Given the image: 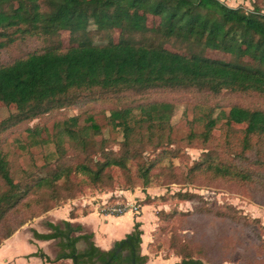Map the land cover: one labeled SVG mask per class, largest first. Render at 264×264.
Returning a JSON list of instances; mask_svg holds the SVG:
<instances>
[{"label":"trees","instance_id":"trees-1","mask_svg":"<svg viewBox=\"0 0 264 264\" xmlns=\"http://www.w3.org/2000/svg\"><path fill=\"white\" fill-rule=\"evenodd\" d=\"M150 18L159 23L150 27ZM92 25L99 35H109H105L107 43L93 41ZM10 31L28 36L67 31L71 41L67 48L49 46L0 65V101L5 106H16V112L0 122V135L10 126L75 105L80 99L106 102L128 95L143 97L159 89H192L214 95L229 91L264 96V12L257 4L252 12H247L230 8L220 0H0V47L9 43ZM116 32H120L117 41L113 39ZM166 44L173 50L165 48ZM207 51L230 55L231 62L213 59L205 54ZM174 107L172 103L154 101L111 108L109 122L124 134L121 155L107 154L97 163L90 160L73 167L59 163L56 170L45 177H37L25 187L16 182L0 147V179L5 187L0 194V222L6 211L19 204L30 188L36 192L49 191L51 200L59 205L74 197L71 191L73 175L83 176L91 185L101 187L106 170L117 167L127 171L130 160L137 163L138 178L144 187H151L156 160L146 161L136 147L145 136H157L156 149L165 146V136L171 139L169 132ZM209 119L205 126V142L220 122H224L229 130L233 125H244L240 141L243 148L238 156L243 157L248 150L256 151L258 160L255 164L264 165V109L233 106L217 118L210 116ZM78 123V117L65 122V133L70 138L79 135L75 130ZM88 128L95 133L101 130L95 122ZM28 132L40 135L37 128H29ZM253 137H258L256 145L251 140ZM80 140L78 145L86 152L91 139L82 137ZM57 145L60 156L64 157L65 148L61 143ZM191 171H211L221 179L255 180L253 172L217 160L212 155H207ZM62 179L66 181L64 191L58 190V182ZM179 195L182 200L193 199L188 193ZM120 197H110L108 205H116ZM92 206H84L83 214L90 213ZM103 207L100 205L98 209ZM75 217L73 209L70 218ZM230 218L243 220L235 214ZM27 223L20 222L17 228L1 238L0 247ZM47 226L51 233L33 231L34 236L45 241L58 240L60 251L55 259L42 250L34 254L44 262H148V257L142 254L143 231L138 221L132 232L108 251L97 247L93 235L84 234L81 226H74L70 221ZM81 242L86 244V249L78 248ZM180 255L183 261L177 264H204L193 259L191 253Z\"/></svg>","mask_w":264,"mask_h":264},{"label":"rangeland","instance_id":"rangeland-1","mask_svg":"<svg viewBox=\"0 0 264 264\" xmlns=\"http://www.w3.org/2000/svg\"><path fill=\"white\" fill-rule=\"evenodd\" d=\"M220 1L230 8L247 12H252L257 4L264 12V0ZM158 23L157 19L150 18L149 26ZM91 33L95 43H107L106 36L109 35H99L95 25L91 26ZM8 34H11V38H7L9 43L0 47V65L12 63L49 46L67 48L71 41L67 31L56 35H17L13 31ZM113 35L114 40H119L120 32ZM165 48L173 50L170 44H166ZM205 54L231 62L230 55L222 52L207 51ZM244 61L251 63L249 59ZM154 101L172 103L175 107L170 122L171 139L165 136V146L156 149L157 136H145L136 147L146 161L156 160L151 173L154 180L151 187H144L138 178L137 163L130 160L127 171L117 167L106 170L101 187L91 185L83 176L73 175L71 191L74 197L59 205L51 200L49 191L36 192L30 188L19 204L6 211L5 218L0 222V240L17 228L20 222L26 221L25 226H29L36 219L46 217L50 211L65 205H95L98 208L105 198L121 196L116 202L132 201L142 207L140 214L133 213L135 221L144 215L146 223L153 226L149 264H160L164 257L171 255L182 263L180 253H191L193 259L204 264H264V165L255 164L258 160L256 151L248 150L243 157L238 156L243 148L240 141L245 126L233 125V129L229 130L224 122H220L204 141L205 126L210 116L215 119L233 106L264 109V96L229 91L214 95L192 89H159L143 97L128 95L121 100L106 102L80 99L75 105L8 127L0 135V147L7 156L16 182H21L23 187L29 186L37 177H45L56 170L59 163L73 167L90 160L97 163L104 160L107 154L121 155L124 134L109 122V110ZM15 112V105L5 106L0 101V122ZM74 117H78L75 130L79 135L70 138L65 133V122ZM92 122L100 126L99 132L88 128ZM29 128H37L40 135L31 134ZM82 137L91 139L86 152L78 145ZM133 138L135 140L136 136ZM257 138L251 139L253 145H256ZM58 143L65 148L64 157L59 154ZM207 155L253 172L255 180L221 179L211 171L192 172L191 168L205 160ZM65 184L64 179L59 181L58 190H63ZM4 190L0 179V194ZM185 193L191 194L193 199L182 200L179 194ZM100 213L107 215L103 209ZM234 214L243 220L231 219ZM46 222V226L51 223L49 219ZM23 248L28 249L29 246Z\"/></svg>","mask_w":264,"mask_h":264},{"label":"crops","instance_id":"crops-1","mask_svg":"<svg viewBox=\"0 0 264 264\" xmlns=\"http://www.w3.org/2000/svg\"><path fill=\"white\" fill-rule=\"evenodd\" d=\"M75 210L76 217L70 218V213ZM84 206L72 207L71 204L50 211L46 217L36 219L31 225L24 226L12 237L4 241L0 247V264H72L70 260L65 262L47 263L40 257L34 256L39 250H42L51 259H55L59 254L58 240H40L34 236L33 231L39 234H49L52 231L46 226L49 219L51 223L57 224L64 221H70L74 226H81L84 234L93 235V242L103 251L111 250L116 242L124 239L133 230L135 218L133 213L127 212L123 215H103L96 206L91 207V212L83 214ZM146 217L141 215L136 221L142 224V254L147 257L150 255L149 244L152 242L151 233L154 231L149 222L146 223ZM45 224V225H44ZM29 248L25 249L24 246ZM80 250L86 249V244H78ZM149 259V258H148ZM178 258L164 257L162 264H177ZM160 263V264H161ZM149 264V261L147 262Z\"/></svg>","mask_w":264,"mask_h":264},{"label":"built area","instance_id":"built-area-1","mask_svg":"<svg viewBox=\"0 0 264 264\" xmlns=\"http://www.w3.org/2000/svg\"><path fill=\"white\" fill-rule=\"evenodd\" d=\"M108 199L102 201L101 206L107 215H123L127 212L134 214H140L142 207L137 202L126 201L123 203H117L116 205L109 206L107 203Z\"/></svg>","mask_w":264,"mask_h":264}]
</instances>
